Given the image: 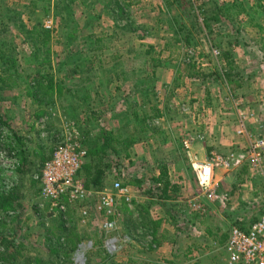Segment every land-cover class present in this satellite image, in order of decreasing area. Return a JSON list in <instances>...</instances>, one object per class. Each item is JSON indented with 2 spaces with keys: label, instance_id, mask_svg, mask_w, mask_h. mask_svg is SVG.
Here are the masks:
<instances>
[{
  "label": "rangeland",
  "instance_id": "1",
  "mask_svg": "<svg viewBox=\"0 0 264 264\" xmlns=\"http://www.w3.org/2000/svg\"><path fill=\"white\" fill-rule=\"evenodd\" d=\"M234 1L0 0V21L6 8L19 12L0 22V134L27 159L20 172L0 149V202L11 195L0 237L15 241L0 244V264H228L230 232L264 214V177L249 158L264 140V0ZM203 2L220 20L195 29L190 46L178 42L173 31L194 14L204 25ZM59 149L85 153L74 184L85 198L62 195V210L43 196ZM214 155L230 165L203 187L197 169ZM101 162L111 167L95 192ZM163 166L174 187L165 196ZM115 183L130 203L98 209ZM109 238L118 253L107 254Z\"/></svg>",
  "mask_w": 264,
  "mask_h": 264
},
{
  "label": "built area",
  "instance_id": "2",
  "mask_svg": "<svg viewBox=\"0 0 264 264\" xmlns=\"http://www.w3.org/2000/svg\"><path fill=\"white\" fill-rule=\"evenodd\" d=\"M84 155L85 153H81L77 149L70 154L66 150L59 149L55 154L54 160L47 165L44 173L43 196L50 198L53 205L61 210L63 205L59 199L62 195L69 193V200L85 198L80 193L81 187L74 189L75 176L82 168L81 164L83 163ZM249 158L253 169L255 168L258 175H263L264 177V140L251 144ZM229 162L230 158L224 159L214 155L211 165L197 169V177L200 184L203 187H208L212 183L211 173L213 168H228ZM113 190L115 192L113 195H105L107 192H103V199L99 202L98 209H104L111 213L117 207L120 199L130 203L128 189L122 184L115 183ZM90 197L94 196L90 195ZM112 227V223L104 225V229L107 230ZM104 244L107 254L119 252L120 248L115 239H106ZM226 246V252L229 255L228 264H264V214L246 231L241 230V228H234L230 232ZM89 247H92V244ZM79 261H81L80 258Z\"/></svg>",
  "mask_w": 264,
  "mask_h": 264
},
{
  "label": "trees",
  "instance_id": "3",
  "mask_svg": "<svg viewBox=\"0 0 264 264\" xmlns=\"http://www.w3.org/2000/svg\"><path fill=\"white\" fill-rule=\"evenodd\" d=\"M62 1H64V0H62ZM236 1H234V5H236V3H237ZM176 3L177 4L180 3V0H172V2L168 3V7L171 8ZM31 5L35 8L36 7V2H32ZM207 5L208 4L206 2H203V7L204 8L201 11V16H203V18H204V25L198 24L199 16L197 15L198 16L197 17L194 14V20H193V23L191 25L192 27H187L186 25H184L181 28V30H179V29L176 30V28H175V30L173 29L175 38H176V40L178 42L181 41L183 44H186L187 46L188 45L190 46V44H192V42L194 40V33L196 31L195 29H202V30L203 29L205 30V28L208 29V28H210V24H211L212 21H214V22L216 21L217 22V21L220 20V17L218 15V13L215 12L216 10H209L207 8ZM232 7H233V4H232ZM215 8H217L218 11H221L223 9V7H221L219 4H217L215 6ZM5 11H6V13L4 14L5 16H3V18H2L3 20L12 19L11 18L12 17L11 16L12 12H13L14 15L16 13H19V12L11 11L9 8H6ZM263 14H264V11H263ZM2 19H1L0 22L3 24V20ZM173 21H174V19H173ZM256 26L259 28L260 31L264 30V26H261L259 24H256ZM4 50L5 49L2 46V44H1L0 45V57H2V58L6 57V56H3V55H5V54H3V53H5ZM84 54L85 53L83 52V55ZM77 56L79 57V55H77ZM222 56L224 57L223 59H224V61H226L227 66L229 67V69L227 68L229 72H227V74H225V75L227 77H230V78L237 77L238 76L237 74H235V75L232 74L233 71L238 70V67H237L235 59H233L234 57H233V54L231 53V51L230 50H224L223 53H222ZM78 60H79V58H78ZM190 66H192V65H190ZM225 71H227V70H225ZM135 116H136V114H135ZM3 120L0 119V126L8 125ZM101 136H103V139L105 140V144H103L102 149H101L102 152H106V151L112 149L111 144L109 143V137L105 133V131H101ZM17 141H20V138H17ZM0 149L2 151H5V152L8 151L9 155L12 156V159H14V160L18 159L21 162L20 172H25L27 170V159L25 157L26 156L25 148H23V149H21L19 151V149L16 146H12V145L8 144V147H7L5 137L0 134ZM13 153H15V154H13ZM102 163L103 162L99 163L98 165H95L94 169H92V172L90 171V173H91L90 185H91L93 191H95V192L102 191L106 187L107 169H109L111 167V164L108 163V162H106L105 164H102ZM101 164H102V166H104L103 168L101 167ZM156 183H163L164 187L162 189V193H163L164 196L168 193V191L173 190L172 188H174V187L171 186V183L168 180V172H167V168L165 166H163L160 169V176L156 179ZM10 202H11V195L7 196V197H3L1 202H0V208H5ZM258 220H259V218L256 221H258ZM243 228L244 227H242L241 230H244ZM0 238H1L0 239V244L4 245L7 249H9L10 247H12V248L14 247V244H15L14 240H10L9 238H7L5 236H1ZM224 238H226V236H224Z\"/></svg>",
  "mask_w": 264,
  "mask_h": 264
},
{
  "label": "crops",
  "instance_id": "4",
  "mask_svg": "<svg viewBox=\"0 0 264 264\" xmlns=\"http://www.w3.org/2000/svg\"><path fill=\"white\" fill-rule=\"evenodd\" d=\"M229 117H230V116H229ZM229 117H228V118H229ZM229 121H230V119H229ZM220 126H223V124L220 125ZM224 126H225V125H224ZM225 127H226V126H225ZM235 171H237V170H235ZM235 171H234L233 173H236ZM238 173H240V172L238 171ZM106 184H107V183H106Z\"/></svg>",
  "mask_w": 264,
  "mask_h": 264
}]
</instances>
